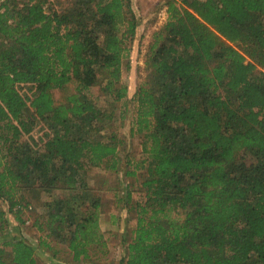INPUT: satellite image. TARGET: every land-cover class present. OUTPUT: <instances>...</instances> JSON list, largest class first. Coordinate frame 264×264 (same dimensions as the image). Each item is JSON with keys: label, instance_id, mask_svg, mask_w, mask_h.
Returning <instances> with one entry per match:
<instances>
[{"label": "trees", "instance_id": "16d2710c", "mask_svg": "<svg viewBox=\"0 0 264 264\" xmlns=\"http://www.w3.org/2000/svg\"><path fill=\"white\" fill-rule=\"evenodd\" d=\"M44 5L0 0V200L12 212L17 184L49 199L36 247L10 234L0 209L9 249L4 257L0 248V264H38L48 239L76 264L91 259L90 248L105 242L86 173L119 163L120 142L97 136L113 116L89 91L112 103L127 96L131 0ZM166 13L145 62L152 72L134 95L132 131L143 137L147 166L122 264H264V0L170 1ZM71 83L56 104L52 91ZM38 123L46 130L35 144L20 142Z\"/></svg>", "mask_w": 264, "mask_h": 264}, {"label": "rangeland", "instance_id": "374dc122", "mask_svg": "<svg viewBox=\"0 0 264 264\" xmlns=\"http://www.w3.org/2000/svg\"><path fill=\"white\" fill-rule=\"evenodd\" d=\"M76 0H45L48 8L63 10L70 7ZM179 0H131V10L136 19V31L132 40L131 51L128 59L122 66L121 84L127 88V96L117 103H112L100 96L97 88L89 91L96 105L111 114L112 119L105 125L97 135L105 140L111 134L119 141L118 158L119 163L114 169L108 163L100 168L87 171L86 181L91 193L101 200V210L98 214L99 232L105 245L90 248V258L77 264H122L126 258L124 242L130 240L135 228V202L143 199L144 189L142 182L147 166L146 155L143 153V137L132 131L135 118L136 103L135 92L146 84L151 68L145 62L149 48L153 42V34L163 29L167 20V3ZM264 70V69H263ZM74 84L71 83L64 90H53L52 97L56 104L64 102V99L73 93ZM46 130V125L38 123L34 126L30 139L23 137L20 142L28 146L34 145L36 136ZM6 149L0 148V157L6 156ZM243 160L251 163L250 155H245ZM10 159L7 156L5 161ZM253 163V162H252ZM1 170V169H0ZM134 173L129 175L126 173ZM17 190L13 197L14 202H19L12 212L8 213V203L0 200V209L5 210L4 227L12 234L19 235L26 242L36 245L45 237V232L39 231L35 223L41 220L44 212V203L49 199L42 192H28L17 184ZM7 190V187L5 188ZM130 194V201H126V194ZM60 194L56 191V195ZM27 205V206H26ZM20 211L21 225L16 221L13 212ZM12 228V229H11ZM19 228V231L18 229ZM3 228L2 231H4ZM0 231V237L2 236ZM19 232V234L17 233ZM5 232V231H4ZM4 241V240H3ZM2 241V242H3ZM0 242V243H2ZM48 248L42 246L37 249L35 258L38 264L54 259L61 264H76L65 244L51 239L46 240ZM3 256L8 257L9 249L0 244Z\"/></svg>", "mask_w": 264, "mask_h": 264}]
</instances>
